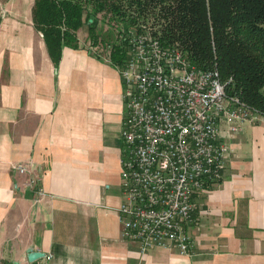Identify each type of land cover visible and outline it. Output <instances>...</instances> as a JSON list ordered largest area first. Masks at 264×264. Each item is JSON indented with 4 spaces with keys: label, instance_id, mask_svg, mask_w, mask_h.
I'll return each instance as SVG.
<instances>
[{
    "label": "crops",
    "instance_id": "0c3cea01",
    "mask_svg": "<svg viewBox=\"0 0 264 264\" xmlns=\"http://www.w3.org/2000/svg\"><path fill=\"white\" fill-rule=\"evenodd\" d=\"M123 93L117 65L85 45L64 48L56 66L33 18L2 22L0 264H264L262 122L244 123L225 140L222 180L193 198L187 254L142 253L123 239ZM24 163L46 195L19 175ZM29 250L45 257L30 262Z\"/></svg>",
    "mask_w": 264,
    "mask_h": 264
},
{
    "label": "built area",
    "instance_id": "2783aa9c",
    "mask_svg": "<svg viewBox=\"0 0 264 264\" xmlns=\"http://www.w3.org/2000/svg\"><path fill=\"white\" fill-rule=\"evenodd\" d=\"M142 28L122 29L117 37L128 58L117 65L125 102L122 237L142 253L160 247L185 255L194 247L188 231L197 210L193 198L222 180L231 153L225 140L241 133L244 123H264V114L230 94L232 78L224 82L216 67L193 66L181 48ZM85 45L111 61L115 44ZM16 170L31 191L46 195L28 164Z\"/></svg>",
    "mask_w": 264,
    "mask_h": 264
},
{
    "label": "trees",
    "instance_id": "16d2710c",
    "mask_svg": "<svg viewBox=\"0 0 264 264\" xmlns=\"http://www.w3.org/2000/svg\"><path fill=\"white\" fill-rule=\"evenodd\" d=\"M33 24L55 65L64 48H83L87 27L98 44L104 20L112 31L152 28L164 45L181 48L193 66L217 68L230 94L264 114V0H35ZM118 33V35H119ZM110 43V42H109ZM107 45V43H105ZM86 48V46H85ZM118 67L127 61L118 44L109 53Z\"/></svg>",
    "mask_w": 264,
    "mask_h": 264
},
{
    "label": "rangeland",
    "instance_id": "374dc122",
    "mask_svg": "<svg viewBox=\"0 0 264 264\" xmlns=\"http://www.w3.org/2000/svg\"><path fill=\"white\" fill-rule=\"evenodd\" d=\"M35 0H0V25L4 20L8 19H22L30 20L32 19V11L35 5ZM84 32L80 35L82 44H86L89 39V30L87 27H84ZM98 30L100 32V44L113 43L118 44V33L112 31L107 21H103L99 24ZM98 43V44H99ZM106 45V44H105ZM86 46V45H85ZM14 264V263H13Z\"/></svg>",
    "mask_w": 264,
    "mask_h": 264
},
{
    "label": "water",
    "instance_id": "95a60500",
    "mask_svg": "<svg viewBox=\"0 0 264 264\" xmlns=\"http://www.w3.org/2000/svg\"><path fill=\"white\" fill-rule=\"evenodd\" d=\"M43 257H45L44 253H39L33 250H29V254H28V259L30 262H35L37 260L42 259Z\"/></svg>",
    "mask_w": 264,
    "mask_h": 264
}]
</instances>
